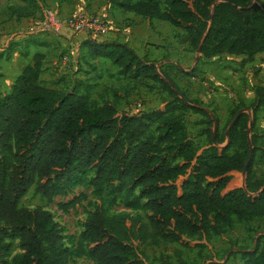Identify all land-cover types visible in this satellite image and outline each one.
I'll list each match as a JSON object with an SVG mask.
<instances>
[{"label": "trees", "instance_id": "1", "mask_svg": "<svg viewBox=\"0 0 264 264\" xmlns=\"http://www.w3.org/2000/svg\"><path fill=\"white\" fill-rule=\"evenodd\" d=\"M19 1L33 8L17 10L28 18L45 0ZM102 1L124 14L169 24L182 32L178 44L205 61L227 55L243 58L244 66L264 54V4L258 0ZM81 48L89 60L108 61L123 79L159 86L169 102L150 114L119 113L116 90L112 100L97 105L83 82L70 89L45 86L42 58L35 55L0 97V264H69L72 254L51 214L22 207L21 201L33 189L51 203L88 176L98 204L84 221L74 254L91 264H148L137 245L201 249L222 236L232 219L264 217V180L253 171L257 154L264 157L253 133L264 87L254 89L251 105H232L219 133L211 112L127 45L86 38ZM188 112L205 119L208 146L202 152L186 129ZM103 195H122L126 207L140 209L144 218L110 214ZM83 198L73 197L61 209ZM7 241L18 242L19 250L9 262ZM232 254L244 264H264V242L255 241L251 250L232 248L225 259Z\"/></svg>", "mask_w": 264, "mask_h": 264}, {"label": "rangeland", "instance_id": "2", "mask_svg": "<svg viewBox=\"0 0 264 264\" xmlns=\"http://www.w3.org/2000/svg\"><path fill=\"white\" fill-rule=\"evenodd\" d=\"M264 4V0H258ZM18 0H0V15L17 6ZM104 5V4H103ZM12 7V8H11ZM54 9L51 6H41L40 14L45 9ZM106 17L108 33L114 34L116 41H124L125 35L122 25L127 22L122 19V13L118 10L111 11ZM39 16V15H38ZM1 19H5L2 16ZM137 23L141 21L137 18ZM145 22V27L148 22ZM136 23V22H135ZM133 24V21L132 23ZM140 24L134 25V30L139 31ZM163 23L153 22L149 25L152 31L157 30L163 40V48L150 46L149 41L142 39L140 45L135 47L136 54L141 56L142 45L153 48L146 54V59L160 67L173 83L186 94L190 101H196L200 106L211 112L218 121L217 130H221L226 122L227 113L232 105L240 102L249 106L254 101V89L264 87V56L256 57L253 62L241 66V58L219 56L205 61L187 47L178 44L181 33ZM118 31V32H115ZM107 33V35H108ZM106 35V36H107ZM99 40H107V37ZM117 41V42H118ZM67 57L65 67L58 63L62 57ZM70 56L63 53L56 57L55 74L49 81L43 75V84L51 88L65 87L70 89L75 81H80L92 88L91 99L97 105L112 100V91L120 94L118 112L125 114H150L165 107L169 102L167 94L157 85L150 81L141 79H123L117 74V70L107 62L93 64L94 71L85 68L78 76H69L66 72L69 69ZM57 68V69H56ZM61 70L60 72L58 70ZM88 70H90L88 72ZM62 80L60 83L59 80ZM57 82V83H56ZM59 82V83H58ZM55 83V84H54ZM209 88L214 93H209ZM231 96V98L229 97ZM140 104L141 108L137 105ZM184 123L191 140L198 152H202L208 146L205 135L207 126L205 119L199 115L186 113ZM253 133L259 136L257 144L264 148V107L257 113ZM230 154L233 150L229 151ZM260 152L254 161V178L264 180V157ZM90 177L84 178L78 185L69 191L65 197H56L51 203L41 199L31 189L21 201V206L29 209L42 208L49 212L59 225L65 247L71 252L69 264H91L85 257H76L75 249L79 245L80 234L87 216L98 204L92 188L89 186ZM83 196V200L75 207L63 210L61 205L68 203L73 197ZM102 204L110 214H131L144 218L140 209H129L123 200L122 195H103ZM142 206V201H140ZM255 241L264 242V217L247 221L232 219V226L220 237H212L201 249H183L176 245L154 246L149 243L137 245L144 253L148 264H244V261L237 254H232L225 259L226 253L232 248H245L251 250ZM8 257L7 262L19 252L18 242L7 241Z\"/></svg>", "mask_w": 264, "mask_h": 264}, {"label": "crops", "instance_id": "3", "mask_svg": "<svg viewBox=\"0 0 264 264\" xmlns=\"http://www.w3.org/2000/svg\"><path fill=\"white\" fill-rule=\"evenodd\" d=\"M42 5L45 7L51 6L64 17L81 14L87 18L102 17L106 19V17L108 16L110 18V15L108 14L114 10L113 8L105 4L102 0H72L68 3L61 0H45L43 4L40 5V7ZM19 8H28L27 12L33 13L32 7H27L25 4L21 3L18 0L17 6H13L12 11L10 9L9 11H5L4 14L0 15V97L6 95L9 92V89L12 86L14 80L20 75L22 70L26 66H31L33 64V57L35 55H39L42 58L40 75V79L42 82L44 81L42 79L43 75H46L48 77V81L53 76H56V74L54 73L55 68L53 69V67L56 66V57L63 53H68L70 56V64L68 65L69 69L67 71H64L69 76H73L77 72H80L84 66L85 68H90L92 71H94L93 64L97 62L109 63L108 61L101 59H88L86 51L81 48V44L86 40L85 34H72L71 32L66 30L58 36L49 34L32 35L28 33V29L33 25V23H35L36 19L41 16L42 13L40 14V12L42 9L35 11V15L33 17L21 18L18 17L17 13V10ZM2 16L5 17V19H1ZM121 16V20L127 21L122 25V27L124 28L123 35H125L124 41L117 40V42V37L114 34L108 33V35L106 36L107 40H104V42H117L125 44L135 52L134 49L137 45H140V41H142V39H146L147 41H149L148 43L150 46L163 48L164 39L160 37L161 35L157 30L152 31L149 27V25H152V27L154 28L153 22L157 23L158 21L146 20L148 22V26L145 27V22L143 21V19L135 16L134 14L122 13ZM137 18H140V22L144 23L140 24V28L142 30L139 31L138 34H136L137 31L133 29L135 24L138 25L140 23H137ZM132 21L133 24H131ZM160 25H165L166 27L173 28L167 23H163ZM180 33L182 34L181 31ZM102 41L103 40H98V42L103 43ZM151 49L153 48L145 47V45L143 44L140 57L146 58V54L150 53ZM260 56H264V54H259L256 57ZM256 57L254 59H256ZM58 71L60 72L61 70L59 69ZM89 71L90 70H88V72ZM78 75L79 73L76 74V76Z\"/></svg>", "mask_w": 264, "mask_h": 264}, {"label": "built area", "instance_id": "4", "mask_svg": "<svg viewBox=\"0 0 264 264\" xmlns=\"http://www.w3.org/2000/svg\"><path fill=\"white\" fill-rule=\"evenodd\" d=\"M72 34H85L86 38L97 41L108 33V25L102 17H85L81 14H75L70 17L62 16L56 9H45L41 16L36 19L35 23L28 29V33L32 35L49 34L61 35L64 31ZM67 57H62L59 66L65 67ZM209 93L214 90L209 88ZM231 98V96L229 95ZM141 108V105H137Z\"/></svg>", "mask_w": 264, "mask_h": 264}]
</instances>
